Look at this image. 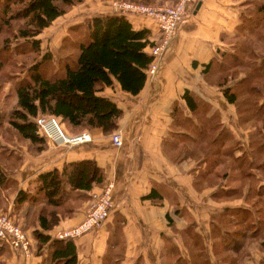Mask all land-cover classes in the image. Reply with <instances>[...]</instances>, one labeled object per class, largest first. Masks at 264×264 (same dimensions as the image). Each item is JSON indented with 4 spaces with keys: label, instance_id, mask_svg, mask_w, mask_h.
I'll return each mask as SVG.
<instances>
[{
    "label": "crops",
    "instance_id": "0c3cea01",
    "mask_svg": "<svg viewBox=\"0 0 264 264\" xmlns=\"http://www.w3.org/2000/svg\"><path fill=\"white\" fill-rule=\"evenodd\" d=\"M253 3L264 0H195L157 71L147 68L141 91H125L117 80L102 86L99 94L123 115L114 129H82L89 141L35 142L9 119L0 123V211L23 225L33 248L25 256L0 240V264H62L51 240L85 218L94 192L109 181L111 214L73 238L77 264H264V9ZM80 5L87 27L94 15L118 13L113 0ZM123 14L159 42L155 18ZM7 95L9 116L18 96ZM115 130L121 146L112 140ZM86 158L96 161L102 182L83 189L64 177L60 203H49L39 174ZM232 175L239 184L230 183ZM37 230L51 238L39 240Z\"/></svg>",
    "mask_w": 264,
    "mask_h": 264
},
{
    "label": "trees",
    "instance_id": "16d2710c",
    "mask_svg": "<svg viewBox=\"0 0 264 264\" xmlns=\"http://www.w3.org/2000/svg\"><path fill=\"white\" fill-rule=\"evenodd\" d=\"M10 1L24 4L16 10H10L6 0L0 4V32L12 27L13 36L33 39L30 41L35 46L39 44L37 35L44 28L64 14L69 6L83 0ZM256 9H264V4H259ZM17 19L25 21L19 29H14L12 21ZM149 34L147 28H135L123 13L94 15L88 22L85 36L78 42V53H74L72 59L65 58L62 67L54 70H49L44 58L34 61L27 74L14 82L12 91L18 96V105L8 116L0 104V123L9 119L23 136L43 143L46 137L39 131L36 120L41 115L58 116L67 126L73 127V131L96 126L105 130L116 128L123 110L114 100L99 94V90L103 85H113L116 80L125 91L135 94L143 89L148 77L147 68L155 58L146 50L149 44L154 45ZM9 38H0V99L3 68L17 53L10 51L11 45L6 42ZM227 94L234 100L232 93L227 91ZM64 177L75 187L90 189L94 183L102 182L103 173L90 158L68 162L62 170L54 168L40 173L41 187L52 205H58L63 197ZM40 218L46 229L53 224L45 213H41ZM35 235L39 240L51 238L50 234L39 230ZM51 245L55 259H62V264H77L73 239L56 237L51 240Z\"/></svg>",
    "mask_w": 264,
    "mask_h": 264
},
{
    "label": "built area",
    "instance_id": "2783aa9c",
    "mask_svg": "<svg viewBox=\"0 0 264 264\" xmlns=\"http://www.w3.org/2000/svg\"><path fill=\"white\" fill-rule=\"evenodd\" d=\"M195 0H176L174 3L149 4L134 0H113L114 10L118 13H138L155 18L161 31L158 43L152 45L151 53L155 56L150 64V72L158 69L160 57L168 48L179 25L190 14ZM55 115H41L37 123L41 134L56 144H77L89 141L92 134L84 130L77 134L68 133ZM113 142L121 146L123 134L116 130L112 134ZM115 183L109 181L100 191L93 194L91 205L85 218L76 225L59 230V238H76L88 231L100 227L111 214L113 207V190ZM0 240L8 242L14 250L29 256L33 253L31 238L27 230L8 212H0Z\"/></svg>",
    "mask_w": 264,
    "mask_h": 264
},
{
    "label": "rangeland",
    "instance_id": "374dc122",
    "mask_svg": "<svg viewBox=\"0 0 264 264\" xmlns=\"http://www.w3.org/2000/svg\"><path fill=\"white\" fill-rule=\"evenodd\" d=\"M9 4L10 10H16L19 9L21 6H23L24 3H17L14 1L6 0ZM138 2L143 3H149L146 0H134ZM3 2L5 0H1L0 4L3 5ZM175 2V1H174ZM174 2H170L174 3ZM80 3L77 2L72 6H69L67 11L62 14L60 17H58L55 22L51 23L49 26L44 28L40 34L37 35L39 38V44L35 45L32 41L33 39H26L21 37L13 36L11 33V28H4L0 32V38L3 39L7 36H9V40L6 42L10 43L11 48L10 51L17 52L16 57L8 63L5 68H3L1 78L3 79V88L1 89V99L0 102L4 101V103H0L2 106L7 105L10 103L11 96L7 95L9 97L5 96V92H8V94L13 90V84L16 80L20 79L21 77L25 76L27 74L28 67L34 62L38 61L42 58H44V62L48 64L50 69H58L59 67H62L63 61H65V58L72 59L71 57L74 56V53H78V50L75 51V47H77L78 42L81 38H83L87 31V19L89 17H86L84 20H81L80 17L85 12V10H81ZM164 4V3H162ZM249 4V3H248ZM247 4V5H248ZM254 4V3H253ZM254 7H256V4H254ZM249 11H251L250 8ZM2 8L0 7V11ZM81 20V22H79ZM25 20H13V27L14 29H19L22 22ZM71 32V33H69ZM69 34V35H67ZM39 46V48H36ZM36 48V49H35ZM23 51L18 52L17 50ZM76 55V54H75ZM150 70V69H149ZM59 122L62 124L63 128L71 134H77L82 131H73V127L67 126L60 118H58ZM116 131V130H115ZM46 137V136H45ZM47 138V137H46ZM45 146V144H44ZM236 174V173H234ZM233 180L230 181L231 184H239V179H236L235 175H232L231 177ZM230 179V177H229ZM2 212V211H0ZM16 219V218H15ZM17 220V219H16ZM20 223V222H19Z\"/></svg>",
    "mask_w": 264,
    "mask_h": 264
}]
</instances>
